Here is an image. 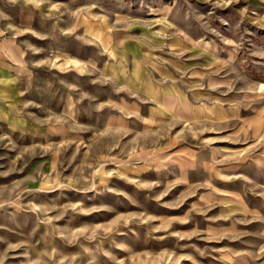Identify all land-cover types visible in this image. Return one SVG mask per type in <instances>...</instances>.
Returning a JSON list of instances; mask_svg holds the SVG:
<instances>
[{"label": "rangeland", "instance_id": "374dc122", "mask_svg": "<svg viewBox=\"0 0 264 264\" xmlns=\"http://www.w3.org/2000/svg\"><path fill=\"white\" fill-rule=\"evenodd\" d=\"M0 58V264H264V0H0Z\"/></svg>", "mask_w": 264, "mask_h": 264}, {"label": "crops", "instance_id": "0c3cea01", "mask_svg": "<svg viewBox=\"0 0 264 264\" xmlns=\"http://www.w3.org/2000/svg\"><path fill=\"white\" fill-rule=\"evenodd\" d=\"M28 11L29 10L26 11L25 9L23 12H21L24 17L23 19H25L26 13ZM105 41L108 42V40ZM112 42L113 41L110 42V47H108V49H116L114 47L115 43L113 44ZM169 46L176 47L175 44H170ZM117 47L121 48L123 46ZM128 54L131 58L130 70H133V51L130 49ZM111 65L115 66V63H112ZM146 65L147 68H144V66L142 67L145 71L147 84L142 85V87H140L138 82L119 79L114 72H111V69L109 70V73L114 79H116V81L124 84L126 87L149 99L153 103L151 106V111L155 115H165L170 110H172L171 104L173 105L179 103L181 100L183 101L186 91H184L181 84L177 83L175 79L170 78L171 75H174L176 70V67L173 63L165 64L162 71L159 70V68H155L152 64L148 63ZM151 70L156 72L155 75L153 74L155 76L154 79L149 75V73L152 72ZM164 77H166L167 80H164V82L161 84L160 81ZM22 96L23 87L19 72L8 62L0 58V122L5 123L9 127L23 130L19 124L21 123L22 116L17 113L15 107ZM10 119L12 121H16V119L20 120L14 124V122H11Z\"/></svg>", "mask_w": 264, "mask_h": 264}]
</instances>
